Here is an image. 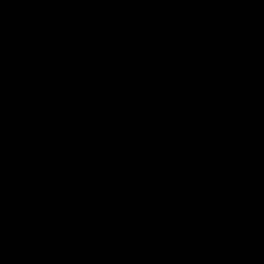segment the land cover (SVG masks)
Wrapping results in <instances>:
<instances>
[{
	"label": "water",
	"instance_id": "water-1",
	"mask_svg": "<svg viewBox=\"0 0 264 264\" xmlns=\"http://www.w3.org/2000/svg\"><path fill=\"white\" fill-rule=\"evenodd\" d=\"M0 264H264V0H0Z\"/></svg>",
	"mask_w": 264,
	"mask_h": 264
}]
</instances>
